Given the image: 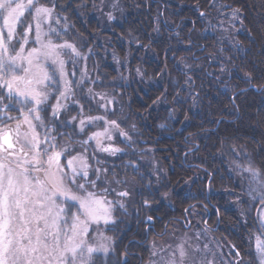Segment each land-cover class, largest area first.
Returning a JSON list of instances; mask_svg holds the SVG:
<instances>
[{
	"label": "trees",
	"instance_id": "trees-1",
	"mask_svg": "<svg viewBox=\"0 0 264 264\" xmlns=\"http://www.w3.org/2000/svg\"><path fill=\"white\" fill-rule=\"evenodd\" d=\"M41 1L54 4L63 18L59 36L83 52L91 50L90 79L96 75L95 88L111 98L103 113L126 133V139L115 138L120 151L98 153L90 144H77L74 124L66 121L72 106L56 118L43 107L51 137L75 144L72 152L84 150L89 178L96 182L88 190L108 189L105 197L116 203L115 222L104 228L114 240L115 264H133L138 253L148 254L146 219H153L149 235L162 232L165 221L206 200L207 181L213 205L208 208L214 215L217 205L223 213L217 231L225 235L227 258L239 251L243 264H260L254 238L261 199L249 194L256 185L243 168L251 165L264 177V0H222L240 9L243 21L228 32L229 39L206 29L211 0H120L124 12L110 28L97 23L92 0ZM114 54H129L130 75L120 74ZM72 81L84 109L102 114L91 105L78 74ZM6 103L0 101L2 108ZM14 108L4 113L20 119L22 110ZM120 191L130 195L119 197ZM236 200L241 212L229 210ZM165 230L155 236L167 237Z\"/></svg>",
	"mask_w": 264,
	"mask_h": 264
},
{
	"label": "snow or ice",
	"instance_id": "snow-or-ice-1",
	"mask_svg": "<svg viewBox=\"0 0 264 264\" xmlns=\"http://www.w3.org/2000/svg\"><path fill=\"white\" fill-rule=\"evenodd\" d=\"M54 8V4L49 7L41 0H0V90L6 93L0 94V101H7L4 108H0V113L6 109L15 110L16 104L22 108L28 103L33 105L27 112L21 111L23 120L7 117L17 121L14 130L7 126L0 129V264H95L93 254L107 253L109 249L103 242H89L90 225L100 221L105 224L115 222L111 215L114 202L104 198L108 189H104L103 194L88 190L87 185L95 188L96 182L89 178L86 161L72 157L62 165L61 156L67 148L57 151L56 143H48L55 137L46 133L42 142L36 131L37 127H46L40 112L45 110L42 106L50 98V86L58 83L57 73L64 81V91L59 93L52 107L53 118L58 117L64 108L60 99H68L69 87L64 79L65 60L62 58L65 50H70L73 57L81 55L74 44L67 41L54 43L48 38L52 34L59 35L50 23ZM240 11L239 8L233 9V20L239 18ZM26 14L31 21L23 32L19 49L12 55V42L19 36L17 27H23ZM109 19H112L111 14ZM56 23L60 21L56 20ZM45 24L49 25L47 31L43 28ZM33 25L34 42L38 47L26 50ZM33 119L39 121V125L34 124ZM87 119L91 122L102 117ZM107 123L118 127L115 120ZM21 124L27 125L26 131H21ZM80 124L83 126L85 120L82 119ZM107 131L105 129V133ZM105 133H94L92 138ZM120 134L126 135L123 131ZM42 143H48V147H42ZM102 150L112 154L120 151L109 147ZM243 171L249 174L250 185H256L250 186L249 194L259 193L264 205L261 171L251 165L244 167ZM117 195L128 197L130 193L120 191ZM144 205L149 207L150 201L144 200ZM119 206L125 207L123 202H119ZM98 235L101 241L111 239L103 233ZM256 248L260 264H264V242L259 238ZM178 250L182 264L186 253L182 246ZM236 255L239 256V252ZM167 264H175V261Z\"/></svg>",
	"mask_w": 264,
	"mask_h": 264
},
{
	"label": "rangeland",
	"instance_id": "rangeland-1",
	"mask_svg": "<svg viewBox=\"0 0 264 264\" xmlns=\"http://www.w3.org/2000/svg\"><path fill=\"white\" fill-rule=\"evenodd\" d=\"M42 3H45L46 6L51 7L50 3L47 4L46 1H41ZM92 5L94 6V15L96 17L97 23L103 27H111L110 24L117 23L120 20L121 15L124 12L123 6L121 5V1L120 0H92ZM211 14L207 15L204 17V20L206 22L207 28L209 32H213L215 30H220L225 36L227 34V39L228 38V32L229 31H234L235 29H237L240 26V13L238 14L239 18L233 20L232 18V12L233 9H237V8H231L228 7V5L226 3H224L222 0H211ZM109 14H111L112 19H109ZM26 22L23 25V27L18 26L17 27V32L19 34V36L17 37L16 40H13L12 44L14 45V49L10 52V54L14 55L15 54V50H18L20 47V43L22 42L23 39V32L25 31V29L28 27V22L31 21V17L28 16L26 14ZM63 18L61 16H58L56 14V11H53V16L52 19L50 21L51 23V27L55 28L56 31L59 33L60 35V29H64L65 28V23L62 20ZM56 20H59L60 23L57 24ZM0 25H2V21H0ZM49 25L45 24L43 25V28L45 31L48 30ZM57 36L55 34H52L50 37L53 39L54 43H63L65 41L72 43L75 45V47L77 48V50L81 53V55L79 57H73L71 55L70 50H65V55L62 57L65 60V80L68 82V99H60V103L62 105H64V108L61 109L60 114L63 111L68 110V107L72 106L73 109H75V111L69 116L67 117V123L69 124H74V131L75 134L78 135L75 137V140L77 141V144L80 145L81 142H83L82 144H84V146L86 144H90L91 146L95 147V149L97 150L98 153H100V151H103L102 148L104 147H109V148H119L118 146H116L115 144V138L116 137H120L121 139H126L127 137L125 135H121V130L116 126H113L110 123H107V121H113L109 118H107L104 113H103V109L104 111L107 108V102L111 100L110 95H108L107 93H105V91L100 90L97 88H95L94 86V81L98 80V77L96 75H94L92 78L90 79V75H89V69H88V64L86 63V57L88 56V52H91V50L88 48L87 51H81L74 42L69 41L64 39L62 36ZM30 39L29 42L25 45V49H31L32 47H38V45L35 44L34 42V36H35V30H34V25H33V29L32 31L29 33ZM47 39V38H46ZM114 59L116 65H117V69L120 72L121 75H123L124 77L127 76L128 74L130 75V61H129V54L128 55H124L123 57L118 56L117 54H114V57L112 58V60ZM75 67L79 68L80 72H77L75 69ZM135 71L137 73H139V75H141V71H140V67L136 66L134 67ZM133 69V70H134ZM74 74H78L80 77V81L82 82L84 85L82 88L85 89V91L90 92L88 93L89 95V100L91 105L97 106L98 108H101L102 110V114L100 113H95V112H91L89 109H84V103L82 101H80L79 99H77L78 97L75 96V92H74V85H73V76ZM56 81H58V83H53L50 87H51V95L49 100L46 102V104L42 107H46L49 110V113L52 115V107L53 105L56 104L57 102V97L59 96V93L61 91H64V81L60 80L59 74L57 73L56 75ZM3 91V90H2ZM22 111L27 112V110L31 107H33V105L31 103H28L26 105L23 106V108L21 107L20 104H16ZM92 109V108H91ZM3 116V120L5 122H3L2 124H0V129H4L5 126H7V128L14 130L16 128V124L17 121L16 120H11L7 122V117L8 114H2ZM34 115V114H33ZM40 115L42 117V119L44 120L45 123V118L43 116L42 111L40 112ZM73 117H76V119H72ZM88 117H102V119H98V120H92L91 122L88 121ZM85 120V124L83 126H81L80 121L81 120ZM19 120H23V116L19 119ZM33 123L36 125H39V121H36L33 119ZM83 128V130H82ZM105 129H107V133H105ZM27 130V125L21 124V131H26ZM36 131L39 134V138L40 140L43 142L45 141V134L48 133L49 136H52L50 134L51 130L50 128L46 127H37ZM105 133L104 135L100 136V137H96V138H92L94 133ZM109 137H111L109 139ZM13 139L15 140V136L13 135ZM84 141H87V143H84ZM99 142V143H98ZM48 143H56L57 144V151H59L61 148H67V151L65 152L64 155L61 156V164L62 165H66L67 161L69 159H71L72 157H80L82 158L84 161H86V163L89 166L88 163V159L85 155L84 150L79 149L76 152H72V147L73 145L75 146V144L73 143H69L68 141L64 140V139H60V140H51ZM48 143H42V147H48ZM76 144V145H77ZM83 146V147H84ZM17 150L19 148V146L17 145ZM108 154H112L111 152H107ZM50 154V153H49ZM44 159L46 160L47 157H44ZM89 170V167L87 169V171ZM89 173V172H88ZM90 191V190H89ZM106 198V197H104ZM107 200L111 201L110 199L106 198ZM119 203V202H118ZM116 205V203H113L112 206V218H113V208ZM78 207V205H77ZM256 219L258 221V234L255 237V243H257V238H259L262 242H264V227H261L262 224H264V205L261 204V201L258 202V208H257V214H256ZM110 223V222H109ZM105 223L103 221H100L99 224H91L89 231H90V237H89V242L90 243H105L108 247V252L110 253V251L112 250V240H108V241H101L99 238V233H103L104 236H107L103 231V227H105ZM263 232V233H262ZM194 234H196V232H194ZM258 236V237H257ZM92 237H95L96 239L93 240ZM108 237V236H107ZM184 239L182 238V240L179 241V243H175L174 245H171V241L172 239L167 236L165 238H156L155 237H151L150 239V246L152 248H150V255H149V260L145 263V264H167L168 261L174 260L175 264H181V257L179 255V247H183L186 255L184 256L183 260L185 261L182 264H196L197 262V253L199 250L197 245H187L184 246ZM193 242H198L201 241L202 238L200 236V234H196L194 237L190 238ZM213 245V244H212ZM214 246V254L217 255L219 254L220 251H222L220 249L223 248V244L221 245H213ZM207 249L203 248L202 252L203 255H207L206 254ZM225 251V250H224ZM228 251V250H227ZM101 255L105 256L107 253L104 252H99ZM153 253H155V255H153ZM97 254V253H95ZM94 255V254H93ZM214 255V256H215ZM204 257V256H203ZM219 257L221 258L222 264H231L232 262V258H227L226 256L224 257L223 254L218 255L215 258L216 263L217 259H219ZM204 259V258H202ZM214 261V262H215ZM246 263V261H245ZM259 263H260V257H259ZM205 264H208L205 261Z\"/></svg>",
	"mask_w": 264,
	"mask_h": 264
},
{
	"label": "bare ground",
	"instance_id": "bare-ground-1",
	"mask_svg": "<svg viewBox=\"0 0 264 264\" xmlns=\"http://www.w3.org/2000/svg\"><path fill=\"white\" fill-rule=\"evenodd\" d=\"M95 148V147H94ZM205 195H206V200L202 201V200H196L192 203H190L188 206H186L183 209L182 215L181 216H177L175 218H173L172 222H170L169 220L165 221V223L163 224V231L162 232H155V230L153 231L152 235H149L148 229L149 228H153V223L152 220H148V218L146 220L147 225H146V236H145V240H148V254L144 255L138 253V258H137V262L133 263V264H145L148 260H149V255H150V248H152L150 246V239L151 237H156L155 233L157 235H161L163 233L166 232V228H168V235L172 241H171V245H174L175 243H179L180 240H182V238L184 239V246L187 245H197L199 250L197 253V262L196 264H205V261L209 264H217L215 261V258L220 255L223 254L222 251L219 252V254L215 255L214 254V246L215 244L220 245V244H224L223 241H225V235L223 233H220L219 231H217V228L219 227L220 222H222L223 219V213L222 211L220 212L219 207L217 205H215V213L214 215L210 212L208 205H211L210 202H208V181L206 182L205 185ZM213 206V205H211ZM115 208H113V220L115 221V216H114V210ZM229 210L232 211H240L242 210V206L240 205L239 201L236 200L234 203H231V206L229 207ZM204 212V213H203ZM197 214H201V216H196ZM240 214V213H239ZM256 214H257V210H256ZM113 222H110L108 224L105 225V227L112 225ZM256 224L258 225V221L256 220ZM103 227V230L104 228ZM108 237L111 238L112 240V250L110 251V253H107L105 256L101 255L100 253L95 254L94 253V258H95V264H115L116 263V249L114 247V240L112 238V235H110L109 233L105 232V230L103 231ZM194 232H196V234H200L202 240L198 241V242H193L190 239L191 237H194L196 234H194ZM259 231H257L256 235L258 234ZM263 233V232H262ZM255 235V237H256ZM258 237V236H257ZM159 239V238H158ZM255 241V238H254ZM213 244V245H212ZM256 244L254 242V254L257 257V259H259V254L257 252V248H256ZM203 248H206V254L207 255H203ZM239 251H236L234 254V258L232 259V261H234V264H243L242 263V254L239 252V256L236 255V253ZM128 253V252H127ZM127 255V254H126ZM215 255V256H214ZM204 256V257H203ZM226 256V253H225ZM122 259L123 257L126 260V257L124 255L121 256ZM227 257V256H226ZM204 258V259H202ZM215 261V262H214ZM185 261L183 260L182 263H184ZM218 264H222V261L220 262V258L217 259ZM129 264V263H126Z\"/></svg>",
	"mask_w": 264,
	"mask_h": 264
},
{
	"label": "flooded vegetation",
	"instance_id": "flooded-vegetation-1",
	"mask_svg": "<svg viewBox=\"0 0 264 264\" xmlns=\"http://www.w3.org/2000/svg\"><path fill=\"white\" fill-rule=\"evenodd\" d=\"M6 95V94H5ZM0 108H2V105L0 104ZM2 114H4V113H0V123H1V121L3 120V116L4 115H2ZM220 249L222 250V253H223V255H224V257H225V251H224V249L223 248H221L220 247ZM220 258V257H219ZM220 262H221V258H220Z\"/></svg>",
	"mask_w": 264,
	"mask_h": 264
}]
</instances>
